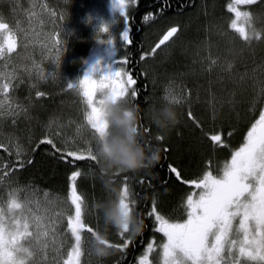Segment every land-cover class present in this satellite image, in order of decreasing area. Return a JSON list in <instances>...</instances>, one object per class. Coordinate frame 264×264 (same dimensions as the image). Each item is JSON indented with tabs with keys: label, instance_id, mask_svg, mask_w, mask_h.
Here are the masks:
<instances>
[{
	"label": "trees",
	"instance_id": "obj_1",
	"mask_svg": "<svg viewBox=\"0 0 264 264\" xmlns=\"http://www.w3.org/2000/svg\"><path fill=\"white\" fill-rule=\"evenodd\" d=\"M106 2L0 0V18L10 25L18 24L17 52L10 59H0V78L13 85L8 93L9 105L19 106L18 115L8 114L9 105L0 114V143L9 147L8 152L0 149V169H14L10 176L2 179L0 200L7 202L15 197L26 205L25 211L36 217L47 215L45 222H54L55 247L59 251H54L49 244L47 259L42 260V264H52L53 257L58 264H63L73 244L67 216L73 213L74 206L67 197L69 176L77 169L82 171L76 184L85 200L86 225L106 234L114 244L123 240L115 230L105 227L97 208L111 196L98 178L97 163L73 162L71 157L65 161L51 145L40 144L47 137L62 150L91 146L95 151V134L84 126L87 106L79 88L69 89L67 84L81 79L85 59L99 38L101 11ZM230 2L232 0H133L128 30L131 43L123 41L121 33L113 34L117 55L128 60L124 71L136 80L135 85L129 86L125 102L139 110L138 131L142 142L158 146L160 159L154 166L138 172L112 174L119 188L123 177H129L131 198L136 201L135 212L143 221V227L133 236V243L127 249H114L113 254L103 260L91 251L89 262L81 264H136L138 255L155 232L154 218L148 215L154 198L160 213L173 214L180 209L186 192L185 184L169 172V165L177 166L188 179L197 175L206 162L215 160L218 150L208 139L210 134H222L229 147L244 143L264 83V40L246 44L230 28L235 18L228 10ZM244 11L252 13V26L264 36V4L249 6ZM174 25L179 31L173 43L161 45L155 55L141 60L142 54L159 43L160 32ZM57 35L63 41L59 66L57 46L53 43ZM199 55L222 59V65L226 63V66L223 65L221 71H216L215 66L213 70L200 71L195 63ZM228 61L232 62L231 71L226 70ZM174 78L184 83L190 96L184 105L175 107L177 124L169 132L161 133L152 123L150 112L166 103L162 99L164 85ZM132 88L137 90L136 97H131ZM37 91L45 95L37 97ZM212 104H215V116ZM82 125L80 133H83L76 137ZM157 135L164 139L157 140ZM9 138L18 139L19 152L8 145ZM29 159L31 164L26 163ZM20 163H24V167H19ZM61 212L63 218L56 215ZM29 230L35 231L33 223ZM87 235L91 238L90 233ZM22 243L29 246L26 241Z\"/></svg>",
	"mask_w": 264,
	"mask_h": 264
},
{
	"label": "snow or ice",
	"instance_id": "obj_2",
	"mask_svg": "<svg viewBox=\"0 0 264 264\" xmlns=\"http://www.w3.org/2000/svg\"><path fill=\"white\" fill-rule=\"evenodd\" d=\"M261 0H232L228 4V10L235 14V19L231 21L230 28L239 34V37L246 44H251L253 40L262 41V32L252 26L253 15L250 11H241L239 5H256ZM170 6V5H169ZM114 7L119 8L121 14L126 11V0H114ZM64 17H61L63 19ZM147 19V17L145 18ZM248 25L250 30L240 26V23ZM17 25H10L0 18V59H10L12 54L17 52L16 30ZM23 33L24 30L20 29ZM178 27H170L159 43L150 52L141 55L144 60L146 56L155 55L157 49L170 41L177 35ZM101 32H108L107 27H102ZM27 39V36H24ZM121 38L127 43H131L127 30L121 33ZM104 42V41H102ZM57 51V66L60 63V52L63 41L57 35L53 38ZM107 43H114L113 39H108ZM212 65L216 64L211 60ZM124 63L117 60L116 65ZM232 62H227V71H231ZM99 73V80L93 74ZM127 75V80L121 79ZM247 73L241 75V80ZM136 84V80L124 71L123 68L111 65L105 67L99 62L94 65L76 83L69 82V89L79 88L83 97V103L87 106L84 113L87 125L94 131L95 139L101 137L107 128L106 122L99 116V109L96 104V93L100 88H109L115 97L126 98L129 95V87ZM13 85L11 81L0 84V93L5 96L4 103H7L8 93ZM261 91L264 92V83ZM131 97L137 96V90L131 89ZM45 93L37 91L36 96L42 97ZM165 101L178 103L179 99L167 93ZM214 99V97H213ZM228 103H231L229 101ZM213 115L215 116V104H212ZM3 107V104H0ZM11 111L9 115H18L19 106L9 105ZM192 117V113H188ZM15 123V121H13ZM199 127V124L197 123ZM143 127V125H140ZM148 131V128H145ZM228 135H231L229 133ZM163 140L162 135L155 137ZM214 146L227 147L222 134L214 133L208 136ZM40 144L51 145L55 152L61 153L60 159L67 157L75 161L90 160L97 163V157L93 147L88 146L84 150H62L58 148L53 139L45 137ZM0 149L8 152L9 147L0 143ZM26 163L31 164L29 159ZM210 161L206 167H210ZM19 167H24L20 163ZM14 171L13 168L0 169V180L8 177ZM169 172L184 184H189L199 192H193L186 197L187 219L180 222H171L157 210L155 198L153 205L148 212L154 218V231L163 233L167 242L162 244L163 264H264V109L258 114V119L251 123L241 147L231 154V160L223 166L221 175H214L211 170H206L201 177L193 180H184L180 171L176 167L169 165ZM91 174V173H89ZM117 171L114 176L120 175ZM82 176L80 169L74 170L69 176L68 201L74 206V214L67 216V229L71 233L74 243L63 264H81L83 255L82 232L86 230L91 234L92 239L98 238L99 232L87 226L83 220V205L85 203L82 194L77 191V178ZM129 177H123L120 188V208L123 212L135 211V199H132ZM47 196V193L45 194ZM26 205L19 202L15 197L7 202V214H12L10 220H6L5 209L0 207V264H42V260L47 259V249L49 244L53 245V250L58 252L56 245L55 224L46 223V216L32 217L35 231H30L29 217L24 215ZM47 212V210H46ZM18 213V214H17ZM50 215V214H48ZM63 218V213L56 214ZM23 221V222H22ZM127 233V227L119 235L123 238L122 243L114 244L109 240L101 241L110 248L123 251L130 243H133V236ZM26 241L29 246H25ZM154 245L149 242L145 252L139 257L138 264H151L149 254L153 251ZM52 264H58L56 257H53Z\"/></svg>",
	"mask_w": 264,
	"mask_h": 264
},
{
	"label": "clouds",
	"instance_id": "obj_3",
	"mask_svg": "<svg viewBox=\"0 0 264 264\" xmlns=\"http://www.w3.org/2000/svg\"><path fill=\"white\" fill-rule=\"evenodd\" d=\"M100 119L107 124L105 133L96 141L95 156L99 168L98 178L111 193L108 200L97 205L106 228L115 232L138 234L143 221L133 210L127 213L120 208V188L112 174L119 171L138 172L154 166L160 159V148L142 142L138 131L139 110L129 106L122 97H115L109 88H100L96 93ZM150 119L161 133L169 132L178 122V113L171 103L151 110ZM108 240L106 234L99 233L93 240V251L103 260L113 254L114 249L101 241Z\"/></svg>",
	"mask_w": 264,
	"mask_h": 264
},
{
	"label": "rangeland",
	"instance_id": "obj_4",
	"mask_svg": "<svg viewBox=\"0 0 264 264\" xmlns=\"http://www.w3.org/2000/svg\"><path fill=\"white\" fill-rule=\"evenodd\" d=\"M132 1L133 0H126V11L124 14H121L119 8L114 7V0H107L103 9L101 8L102 9V11H101V25L98 28V33H99L98 37L99 38H98L97 42H95V46L93 47L92 51L87 55V57L85 59V63H84L83 69H82L81 78L94 65H96L97 62H99L102 66H105V67L111 65L113 67V69H115V66L119 67V68H123V69L125 68L124 63H120L118 65L115 64V62L117 60L123 61V59L117 55V48L115 46V43H111V44L107 43V40L110 38L113 39V37H112L113 34L116 35L117 33H122L125 30H127V31L129 30V15H130V9L133 6ZM247 6H251V5H239L238 8L245 10L244 7H247ZM174 26L177 27L176 25H174ZM174 26H168V27L164 28V30L160 32L159 38L161 39L163 37V35L167 32V30L170 27H174ZM240 26H245L248 28V25L243 24L242 22L240 23ZM102 27H107L108 32L107 33L101 32ZM174 38H177V35H176V37H173L170 41L166 42V46L171 45V43H173L172 40ZM16 39H17V36H16ZM102 41H104V42H102ZM208 53H209V51H208ZM210 58H211V60L216 61L215 65L211 64ZM221 60L222 59H219V58H212L210 55H207V56L199 55V57L196 58L195 63L199 65L200 71L201 70L202 71H205V70L208 71L209 69L213 70L214 66L217 69L216 71H221V70H223V67L226 66V63H223L224 66L222 65ZM208 63H209V65H208ZM217 67H219V68H217ZM93 75L94 76L96 75L94 78L99 80V78H100L99 73H97V74L94 73ZM121 79L126 81L127 75H123L121 77ZM5 82H8V81L3 79V78H0V84L5 83ZM184 86H185L184 83L178 79L174 78V79L169 80L164 85V90H163V94H162L163 98L162 99L165 101L164 96L167 93H171L172 96H175L179 99V102L173 103L170 101H165L166 103H171L174 107L184 105L188 101V98L190 96L189 93L187 92V89ZM125 87H129V86L127 84H125ZM7 100H8V98H7ZM4 101H5V96L3 93H0V104H3V107H0V114H3L4 110L9 105L8 102L4 103ZM263 104H264V92H261V96L258 98V100H257V102L253 108L254 116H258L259 111L261 110ZM84 126H87L92 131V133L94 134V131L90 128V126L87 125V122H86V125H84ZM81 128H84L83 125L79 126V128H78L79 131L77 132L76 137L81 136V134L83 133V132L80 133V131H82ZM8 145L11 146V148L14 149L16 152H19L20 147H18L19 145H18V139L17 138H9ZM80 150H84V149L81 148ZM230 160H231V158H229L228 162H230ZM3 182H4L3 180H0V188L4 185ZM193 192L198 193L197 190L194 187H192V189H190V192L188 194H191ZM78 193H80V192H78ZM80 194H82V193H80ZM187 195H186V197H187ZM186 197L183 201V206L185 208H186ZM7 202H3L0 200V207L5 209L6 220H10L12 214H7ZM83 207H84V205H83ZM73 214H74V208H73V213L71 215H73ZM161 214L164 215L166 218H168L171 222H176V220H178V221L184 220L185 221L187 219L186 209H185V213H184L186 215V217L183 216V217L175 218L174 215H171L168 213L167 214L161 213ZM24 215L29 217V224L30 225L32 224V217L37 216V215L30 213L28 211H25ZM83 220H84V216H83ZM84 223H85V221H84ZM82 237H83V243H82L83 255L81 257V263L82 262L86 263V262H89L90 254L92 253L91 251H93L92 250L93 240H92V237L90 238V236L87 235L86 231L82 232ZM149 242L153 243V245H154L153 251L149 254L151 264H163L162 247L161 246L163 243L167 242V238L163 235V233L154 232L152 237H150ZM73 243H74V241H73ZM148 243L146 244L144 249L138 255L136 264H138L139 257L145 252ZM249 264H252V262L251 263L249 262Z\"/></svg>",
	"mask_w": 264,
	"mask_h": 264
},
{
	"label": "flooded vegetation",
	"instance_id": "obj_5",
	"mask_svg": "<svg viewBox=\"0 0 264 264\" xmlns=\"http://www.w3.org/2000/svg\"><path fill=\"white\" fill-rule=\"evenodd\" d=\"M258 4H264V0H261V3H258ZM261 109H264V104H263ZM255 119H258V116H254L253 122H254ZM242 144H240L238 147H229V146H227V147H219V146L215 147L218 151L216 152L215 160L214 161H210L211 163H210V167L209 168L206 167L208 165V162H206L205 166L201 169V171L197 175H195L194 177L188 178V179L184 178L181 175L182 178L185 179V180L197 179V178L201 177L202 174L204 173V171H206V170H211L214 175H221L224 164L228 162L229 158H231L230 157L231 154L235 150H237ZM171 166L175 167V165H173V164H171ZM176 168L178 169V171H180L177 166H176ZM185 186H186V192L184 193L182 202L180 203V209L177 212L171 214V215H174L175 218H179V217H183V216L186 217V215L184 214L186 208L183 206V201H184L186 195L190 192V189H192V186L189 185V184H185ZM196 190H197V192H199L198 189H196ZM176 222L182 223V222H184V220L183 221L176 220ZM252 264H254V262H252Z\"/></svg>",
	"mask_w": 264,
	"mask_h": 264
},
{
	"label": "bare ground",
	"instance_id": "obj_6",
	"mask_svg": "<svg viewBox=\"0 0 264 264\" xmlns=\"http://www.w3.org/2000/svg\"><path fill=\"white\" fill-rule=\"evenodd\" d=\"M135 61V60H134ZM144 63V62H143ZM148 63V62H147ZM144 70V69H143ZM214 132V131H213ZM215 147V146H214ZM219 149V148H218ZM176 167V166H175ZM209 168V167H208ZM218 168V167H217ZM185 180V179H184ZM157 202V201H156ZM147 212V211H146Z\"/></svg>",
	"mask_w": 264,
	"mask_h": 264
}]
</instances>
